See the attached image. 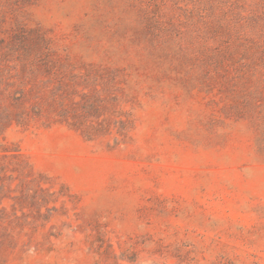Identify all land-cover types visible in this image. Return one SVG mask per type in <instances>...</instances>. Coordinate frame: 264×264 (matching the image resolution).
I'll list each match as a JSON object with an SVG mask.
<instances>
[{"label": "rangeland", "instance_id": "rangeland-1", "mask_svg": "<svg viewBox=\"0 0 264 264\" xmlns=\"http://www.w3.org/2000/svg\"><path fill=\"white\" fill-rule=\"evenodd\" d=\"M0 264H264V0H0Z\"/></svg>", "mask_w": 264, "mask_h": 264}, {"label": "trees", "instance_id": "trees-1", "mask_svg": "<svg viewBox=\"0 0 264 264\" xmlns=\"http://www.w3.org/2000/svg\"><path fill=\"white\" fill-rule=\"evenodd\" d=\"M2 113V111H1V108H0V114ZM1 116V115H0Z\"/></svg>", "mask_w": 264, "mask_h": 264}]
</instances>
